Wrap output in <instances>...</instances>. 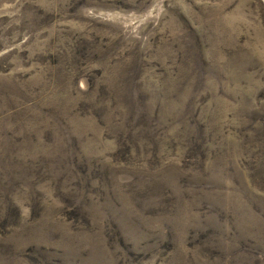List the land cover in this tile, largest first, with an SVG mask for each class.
<instances>
[{
	"label": "rangeland",
	"instance_id": "374dc122",
	"mask_svg": "<svg viewBox=\"0 0 264 264\" xmlns=\"http://www.w3.org/2000/svg\"><path fill=\"white\" fill-rule=\"evenodd\" d=\"M0 264H264V0H0Z\"/></svg>",
	"mask_w": 264,
	"mask_h": 264
}]
</instances>
